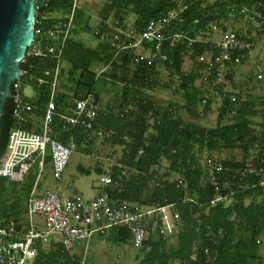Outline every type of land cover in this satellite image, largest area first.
Here are the masks:
<instances>
[{
    "label": "trees",
    "instance_id": "trees-1",
    "mask_svg": "<svg viewBox=\"0 0 264 264\" xmlns=\"http://www.w3.org/2000/svg\"><path fill=\"white\" fill-rule=\"evenodd\" d=\"M101 1L103 2L101 6L102 9L99 10L98 14L100 15V22L103 26H100L99 23L97 30L100 29L99 31H95L96 34L94 33V37L96 38L97 36V43H101L102 45L98 44L99 46H96V44L94 46L95 48H90L89 46L82 44V41L76 39V35L80 32V29L81 31H87L89 27L88 22H86L87 20H83L81 17L76 16V9L74 11L75 16H73L72 28L70 29L65 45L63 46V55H61L62 63L67 65L65 72L66 78H68L67 82L69 81V88H67V90H61L57 94L55 99V113H65V107L67 105L72 104L76 99L82 98L87 92L94 93L97 90L95 92L97 93L99 89L102 91L103 87L107 84L120 86L122 92L120 91V94L114 99L115 101L118 100L117 102L114 101V108H111L113 105L109 106L107 104L104 105L102 109L99 107L100 110L97 113L99 119L94 120L97 124L96 122H93V128L95 130L110 131L109 129H111L113 134H111L112 136L110 135L112 145L122 146V153L124 152L121 154V158L118 159V166L111 167V169L113 168V171L111 169V172L109 171V178H111V180L109 179V183L104 190L108 192L112 199H117L122 203H129L139 207L150 206L155 203L160 205H170L171 215L173 217L174 225L176 226L175 234L173 236L167 239H162L157 227L152 230V227L149 224V237L146 242V244L149 245V250L146 253L139 252L141 257L137 260L136 264H259L261 259L258 255V239L264 234V184L263 187L259 186L257 184L258 177H255V175H247L244 180H240L237 178L231 179L230 174L236 169H240L243 166L245 159L248 158H250L255 168L264 170V117H261L262 122L258 124L254 123L251 119L256 113H260L261 116H264V109L263 111H259L253 104H251V101L241 103L239 93L238 95L231 93L223 94L222 91H220L219 96H221V104L217 109L215 126L207 128L206 124L209 122L208 116L211 114L212 102L210 101L212 100L209 98L208 101H206L207 103L202 104L204 90H202L201 86L195 85V74H192V72L187 74L182 73V65L185 57H189L191 61H194L205 53H209L211 55V61L214 62L218 57L217 50L214 49L211 44L204 41H196L193 44L194 46L186 47L185 41H176L177 43L173 42L174 44L171 45L172 41L168 40L164 41L165 43L162 42L160 46H157L155 43H144V48L150 49V47H152L150 51L155 55L151 60L153 64H150L151 61L143 60L141 57H138V59L141 58L142 60H138V63L135 64L134 61H132L134 60V55L129 50L120 52L122 54L119 53L116 55L117 58H113L116 48L113 47L114 50H112L113 48L109 43L101 37L102 35H107L108 33L106 32L112 31V29L110 30V28L104 24L105 22L112 17L110 20L116 18L111 21L112 24L115 21L120 24L124 18L132 14L134 17L133 28H136L134 29L136 34H139L140 31H143L146 24L157 19L160 15L163 16V13L172 9L173 4L175 3L173 1L175 0ZM71 3L72 0H48L47 7L40 9V14L35 15V19L40 18L41 26L44 27L40 26V28H42L41 30L45 31L48 30V28L51 29L57 26L63 27L66 23L64 20H67L64 16L69 13L72 6ZM230 4L234 5L237 9H246V12L249 11V14L254 16L257 20L261 21V19L253 15L252 12H258L260 16L264 17V0H215L209 4L204 3V0H199L189 6L185 11L183 15L185 16V19H183L184 17L182 16V22L172 24L170 30L172 32L179 31L185 33L187 36L189 35L188 37L192 36L190 38L196 39L198 31L208 30L206 27H208L207 25L212 19L210 14L218 12V19L223 18L228 11L226 8L231 6ZM43 11H46V13H43ZM55 13L58 15L53 16ZM59 14L61 16H59ZM234 14L238 16L244 15L240 12ZM46 18L49 21H47ZM54 20H56V22H54ZM76 24L80 26L79 29L73 28ZM236 33L240 35L237 31ZM242 36L244 37V35L241 34V37ZM146 44L147 47L149 45L151 46L147 48ZM111 52L114 54H111ZM155 53L160 54L158 55ZM132 55L133 57H131ZM162 57L165 58L162 59ZM246 58L242 60L240 64H242ZM23 59L24 60L19 63V68L27 75L22 79V87L28 86L24 84L27 76H42V73L45 70H52L55 65V61L50 58L24 56ZM139 61L144 64H140ZM164 61H167V63H164ZM114 62L117 64L115 63L114 65ZM164 64L166 65L164 66ZM149 65L154 69L150 68ZM159 65L167 71L168 75H170L169 77L172 78L174 75L179 82L177 88L179 92L183 94L181 97L183 96L182 98L184 99H182L184 104L179 108L174 107L171 103L166 107L160 106L152 101V97L147 93L149 89H152L151 83L155 82L154 80L156 79V76L154 75L157 74L155 69ZM95 66L101 67L100 70L102 73H100V76H96L97 73L93 71ZM229 67L230 70L225 76V80L227 81L231 80L232 68L234 66L229 65ZM152 69L153 71H151ZM213 71L214 68H210V73H213ZM60 72V75H62L64 72L63 69H61ZM148 72L152 74L150 75ZM120 73L123 75H120ZM144 73H146V75ZM117 75L120 76L118 77ZM189 77H191L192 80H190ZM96 79L98 80L96 81ZM149 80L150 82H148ZM145 81L147 83H145ZM96 82L99 84L96 85ZM148 86L150 87L146 90V87ZM128 87L130 88L128 89ZM32 89L36 94L31 100V103L35 106L32 112L33 120L31 121L32 123H29L26 125L27 127L25 126L24 128L28 131H35V134H38L40 133L39 126L44 115L43 113L45 112L44 107L47 104L46 102H48L49 91L48 87L45 85L43 87H37L36 84H32ZM142 93L145 94L143 95ZM99 94H94L98 105L99 100L97 99L100 97ZM21 96L23 98V95ZM97 96L99 97L97 98ZM120 98L122 99L119 100ZM133 98L135 99L133 100ZM24 99L26 98L24 97ZM68 100H70V102ZM120 101H122L124 105ZM118 102H120V104ZM61 106L65 107L63 108ZM12 110V100L7 99L0 120V155L6 149L10 131L18 126L12 118ZM153 117L156 119L159 118V120H156ZM115 118L121 122H116ZM112 119H114L115 122H113ZM34 121L36 122L33 123ZM130 121L131 123L129 124ZM149 122L150 124H148ZM134 124H136L137 127L138 125L142 126L143 129L138 127L139 131L135 125V130L133 127ZM255 126H258V130L254 129ZM53 127L55 130H52L53 133L51 132L53 134H51L52 138L56 137L59 142L66 144L67 142L65 141H68L71 137L78 147L84 146L81 144L82 139L80 137L84 134L82 129H80V131L75 129L64 130L58 123L57 117H53L51 120V128L53 129ZM125 127L127 128L125 129ZM34 129H36L38 133ZM61 129L65 132L61 131ZM142 130L143 132L141 134ZM135 131L139 137L135 134ZM152 131L154 134L151 133ZM67 132H69V134H67L68 136L66 135ZM128 134L130 138L128 137ZM116 135L119 138H117ZM195 148H198L200 151L207 150L209 154H216L221 149L239 150L241 153V159L236 161L233 156L226 159L209 158L216 162L219 161L221 166L228 170V172L222 174H215L207 169L204 163H200ZM140 150L143 153L139 155L138 152ZM253 150L255 153L251 156L250 151ZM85 152L89 151L86 150ZM122 157L124 159H122ZM48 161L49 158L46 157L44 163L45 166H47ZM161 161H164L167 165L166 172L162 175H158L155 170L159 167ZM128 162L132 163L129 164ZM120 164L123 165L121 166ZM123 166L128 168L132 174L130 180L124 184L122 190L117 192L111 187V183L116 179L114 174L117 175L121 169L120 167L124 168ZM34 173L35 167L31 169L28 174V176L32 175L30 176L32 178L29 177V179L28 176H26L24 183H11L13 184L12 186L8 184L10 182H7L8 185L6 184V179L0 178L1 225L13 220L16 226L22 223L24 203L31 189L30 187L34 180ZM85 173L88 174L89 172L85 171ZM172 175L175 176L176 179H170V176ZM226 180L232 181V188L238 189L237 193L225 204L216 203L211 205L210 201L213 200L215 192L226 189L224 185ZM104 233L107 235V241L114 245L123 246L131 244V233L127 229L114 227L99 233V235L103 236ZM172 237L175 239L174 246L168 245V241ZM55 245L57 244L50 245L51 247L49 246L46 249L40 250L37 255L38 257L36 256V259L34 258L33 264H80V256L71 254L73 251L65 253V255L60 252V247ZM261 264H263V262H261Z\"/></svg>",
    "mask_w": 264,
    "mask_h": 264
},
{
    "label": "built area",
    "instance_id": "built-area-1",
    "mask_svg": "<svg viewBox=\"0 0 264 264\" xmlns=\"http://www.w3.org/2000/svg\"><path fill=\"white\" fill-rule=\"evenodd\" d=\"M47 1H33V38L24 55L26 57L50 58L55 61L52 70H45L42 76H27L25 81V84L31 88L32 84L48 87L49 97L41 120L40 133L35 134L24 128L33 120L34 109V105L31 103L32 99L23 94L22 79L26 75L24 71H21L20 78L13 84L15 99L8 98L12 100V118L18 126L10 131L6 149L0 155V178L14 184H21L31 169L35 167L36 171L31 189L25 199L22 223L18 227L13 221L0 224V264H33L39 249H46L53 244L60 247L61 253H69L79 243H84L85 254L87 244L94 233H102L114 227L129 230L131 245L138 252L146 253L149 250V245L146 244L149 237V224L152 230L157 227L162 239H167L175 234L170 205L155 203L139 207L122 203L117 199H112L104 188L87 204L77 192L64 197L60 188H56L54 191L46 190L38 194L45 158H49L47 165L53 179L61 184L63 183L62 174L69 158L78 149V145L71 137L66 144L51 137L53 117H57L58 123L64 130L82 129L84 131L81 137L82 145L91 142L94 136L109 137L112 134V131L93 128V121L99 112V106L92 92L85 93L82 98L74 100L72 105H67L65 113H55L57 83L62 69L61 55L65 40L72 28L73 14L78 0H72L70 11L64 16L67 21L63 27L57 26L42 31L41 21L35 19V15L40 14L39 10L46 7ZM197 1L199 0H175L172 9L146 24L139 34H136L133 28V21L124 19L120 24L115 21L113 26H110L107 21L104 24L112 31L101 37L110 46L116 48L113 58L118 53L129 50L134 55L135 64L138 63V57L151 61L155 56L150 49L144 48V43H155L159 46L164 41L183 40L186 47H192L196 41H204L202 40L204 36L214 31L217 24L222 22L221 18L218 19V12L210 14L212 19L207 25L208 30L198 31L196 39H191L182 32H171L172 24L182 22L185 11ZM213 1L215 0H204V3L209 4ZM227 10V13L240 12L241 14L247 11L244 8L237 9L234 5L228 6ZM252 14L264 21V17L260 16L258 12H252ZM57 15L53 14V16ZM204 42L210 43L218 52L217 59L214 62L210 61L207 66L209 75L206 81L211 87L213 96H219L221 86L225 85V76L230 70L229 65H239L242 60L248 57L252 43L248 37H241L230 29L221 33L217 38ZM164 58L162 57V59ZM210 68H214L213 73H210ZM101 72L99 71L96 76ZM211 96L204 93L202 104ZM138 153L140 155L141 150ZM107 160L110 164L118 166L116 157L113 156ZM204 165L215 174L228 172L219 161L216 162L209 158L205 159ZM131 174L127 168H121L116 179L111 183V187L120 192L124 184L130 180ZM230 175L231 179L240 180H244L247 175H255L258 177L257 184L259 186L264 184V170L255 168L250 158L245 159L243 166ZM224 185L226 189L215 192L213 200L210 201L211 205L225 204L237 193L238 189L232 188V181L226 180ZM66 188H72V184L68 183ZM52 234L58 235V238H52Z\"/></svg>",
    "mask_w": 264,
    "mask_h": 264
},
{
    "label": "rangeland",
    "instance_id": "rangeland-1",
    "mask_svg": "<svg viewBox=\"0 0 264 264\" xmlns=\"http://www.w3.org/2000/svg\"><path fill=\"white\" fill-rule=\"evenodd\" d=\"M102 4L103 2L101 0L99 1L97 0L94 4H91V5L84 3V1L78 0V3L76 4V16L81 17L83 20H87L88 27H90L89 28L90 30L93 28L91 31L89 30L86 32L85 30L84 31L82 30L76 35V39L82 41L86 46L94 47L98 42L97 39L94 37V33L97 30L96 28L99 27L100 17L97 18V16H99V14L97 15V13L99 12ZM59 16L61 15L59 14ZM128 18H131V17L127 16L126 19ZM110 19L108 20L110 23V26H113L111 22L112 20ZM221 20L222 22L218 23V27L216 26V29L214 31L209 32L210 34L207 33L202 40L205 41V40L216 38L221 33L229 29L231 30L233 28V31H237L238 29L239 31L237 32L239 33L241 32L240 34H243V35L247 34L245 36L251 39V42L252 41L254 42V43L252 42L253 48H251L249 57H247V59L242 63L243 65L239 64L232 68L231 80L228 82L227 80H225L224 82L225 85L222 86L221 91L223 94L231 93V94L238 95L239 93V96H240L239 98L241 100V103L251 101V103L260 111L264 109V105L262 104L264 103V85H263L264 84V80H263L264 79V74H263L264 73V64H263L264 60H262L264 59V34L262 35L263 30H264V23L263 21H260L254 18V16H251V14H249V11L245 12L244 15H240V16H236V14L231 13V12L225 13V16L221 18ZM223 27L224 28L226 27V28L224 29ZM73 28L79 29L80 26L76 24L73 26ZM247 31L249 32V34ZM258 31H260V33ZM210 59H211V56L209 53L203 54L201 57L196 58L193 62L189 59V57H185L184 63L182 65V72L187 74L191 71L193 74H195L194 75L195 85L199 86L200 84L201 88L204 90V93L208 95L212 94L211 100L214 97V99L212 100V104H211V114L208 116L209 122L206 124L207 128H212L215 126L217 109L221 104V96H213L214 94L210 92L211 87L209 86V83L205 80L206 77H208L209 75V72H207L208 69L206 65L209 64V62L211 61ZM160 67L163 68L160 65L156 67V71H158L157 74L158 76L159 75L160 76L158 77L157 74L155 75L156 79H155V82L152 84V89L148 90L147 93L152 97L153 101L156 104L158 103V105L160 106L166 107L169 103H171L174 107L176 105V108L177 107L179 108L181 104H183L182 97L180 98L181 93L178 91V88H176L179 82L178 80H175L176 77L174 76L172 78L168 77L167 71L163 70L164 68L161 69ZM62 69L64 72L59 77V80L57 83V91H61V89L67 90V88L69 87V83L67 82L66 73H65V70L67 69V65L63 63ZM99 69H101V67L95 66L93 71L97 72L99 71ZM240 72H241V75H240ZM235 74H238V75L236 76ZM202 76H206V77L204 78ZM157 78H159L160 81L157 80ZM164 84H167V85H164ZM60 85H64V86H60ZM32 90L33 89L30 86H24L23 87L24 96L32 99L35 93L34 90L33 91ZM114 92H116L117 95H115L116 93ZM101 93H100L101 95H99L101 96L99 97L100 106L99 105L98 106L100 108H102L106 104H108L109 106H112V101L120 94V86L107 84L103 87ZM259 115H260L259 113H256L255 116L251 118L256 124L262 122L261 115L260 116ZM254 129L258 130V126H255ZM104 137L105 139H103ZM104 142H106L107 144ZM86 145L79 147L70 156L68 164L65 167L63 174H62L63 183L60 184V182L55 181L50 173L49 167L44 166L43 172L39 180L38 194H41L46 190L54 191L56 188H60L61 194H63L64 197H68L73 192H77L80 194L85 204H87L93 197H95L100 192V190L103 187H106V185H108L109 171H110V168L113 167L114 165L112 164L110 165L107 159L113 156L119 159L120 158L119 156H121L122 154L123 147L120 148L119 145L111 146L112 145L111 140L109 139V137L105 135L94 136L92 141L90 143H87ZM119 149L121 150L119 151ZM86 150L89 152H84ZM107 151L108 152L110 151L111 153L110 152L108 153ZM195 151L198 155V158L201 164L204 163L205 159L207 158L226 159V158H229L230 156H233L236 161H239L241 159V153L239 150L221 149L216 154H209L207 150L200 151L198 150V148H195ZM254 153H255L254 150L250 151L251 156ZM79 167H81L83 170H86V172H89V173L84 174L80 172L78 169ZM166 167H167L166 163L164 161H161L159 167L156 168L155 171L158 175H162L164 172H166ZM97 170H98V173H97ZM101 173H104V174H101ZM170 179L174 180L176 179V177L172 175L170 176ZM68 183L72 184V188L70 189L66 188ZM106 236L107 235L105 233L103 234V236H100L99 233H94L87 244V251L85 254H84V243H79L74 248L71 254H76L80 256V264H136L137 263V260L141 257V255L138 253L136 249H134V247L131 244L123 245V246L114 245L107 241ZM52 238L57 239L58 235L52 234ZM259 238L260 239H258V241L260 240L261 242L259 241L258 255L260 256L261 262H264V243H263L264 234H262L261 237ZM168 245H173V246L175 245L174 237L169 239Z\"/></svg>",
    "mask_w": 264,
    "mask_h": 264
},
{
    "label": "water",
    "instance_id": "water-1",
    "mask_svg": "<svg viewBox=\"0 0 264 264\" xmlns=\"http://www.w3.org/2000/svg\"><path fill=\"white\" fill-rule=\"evenodd\" d=\"M33 1L0 0V120L6 100L15 99L19 63L33 38Z\"/></svg>",
    "mask_w": 264,
    "mask_h": 264
},
{
    "label": "bare ground",
    "instance_id": "bare-ground-1",
    "mask_svg": "<svg viewBox=\"0 0 264 264\" xmlns=\"http://www.w3.org/2000/svg\"><path fill=\"white\" fill-rule=\"evenodd\" d=\"M98 1H99V0H98ZM173 2H175V1H173ZM77 3H78V1H77ZM97 3H98V2H97ZM109 3H110V2H109ZM71 4H72V3H71ZM230 5H231V4H230ZM173 6H174V4H173ZM173 6H172V7H173ZM46 7H47V6H46ZM188 8H189V7H188ZM101 9H102V8H101ZM226 9H227V8H226ZM43 10H45V9H43ZM40 12H41V11H40ZM44 12L46 13V11H43V13H44ZM66 13H67V12H66ZM130 13H131V12H130ZM132 13H133V12H132ZM63 14H64V13H63ZM113 14H114V13H113ZM43 15H44V14H43ZM97 15H98V13H97ZM163 15H165V13H163ZM183 15H184V14H183ZM44 16H45V15H44ZM73 16H75V12H74V15H73ZM99 16H100V15H99ZM99 16H97V18H98ZM126 16H127V15H126ZM160 16H161V15H160ZM160 16H159V17H160ZM236 16H238V15H236ZM38 17H39V16H38ZM123 17H124V16H123ZM159 17H158V18H159ZM183 17H184V18H183ZM183 17H182V18L185 19V16H183ZM231 17H232V16H231ZM55 18H56V17H55ZM58 18H59V17H58ZM73 18H74V17H73ZM137 18H138V17H137ZM235 18H236V17H235ZM37 19H38V18H37ZM39 19H40V18H39ZM46 19H47V18H46ZM114 19H116V18H114ZM114 19H112V20H114ZM120 19H121V18H120ZM124 19H126V18H124ZM130 19H131V18H130ZM41 20H42V19H41ZM44 20H45V19H44ZM136 20H138V19H136ZM47 21H49V20L47 19ZM57 21H59V20H57ZM61 21H62V20H61ZM65 21H67V20H64V22H65ZM152 21H153V20H152ZM43 22H45V21H43ZM54 22H56V20H54ZM86 22H87V21H86ZM133 24H134V22H133ZM85 25H86V24H85ZM86 26H87V25H86ZM90 26H91V25H90ZM100 26H103V25H101V22H100ZM174 26H175V25H174ZM227 26H228V25H227ZM41 27H43V26H41ZM144 27H145V26H144ZM217 27H218V24H217ZM43 28H44V27H43ZM89 28H90V27H89ZM206 28H207V27H206ZM223 28H224V27H223ZM225 28H226V27H225ZM225 28H224V29H225ZM41 29H42V28H41ZM46 29H47V28H46ZM48 29H49V28H48ZM85 29H86V28H85ZM92 29H93V28H92ZM92 29H91V30H92ZM96 29H97V28H96ZM96 29H95V30H96ZM99 29H100V28H99ZM99 29H98L97 31H99ZM102 29H103V27H102ZM104 29H105V28H104ZM106 29H107V28H106ZM134 29H136V28H134ZM170 29H171V28H170ZM220 29H221V28H220ZM258 29H259V28H258ZM88 30H89V29H88ZM88 30H87V31H88ZM91 30H90V31H91ZM95 30H94V31H95ZM110 30H111V29H110ZM217 30H218V29H217ZM231 30H233V28H232ZM43 31H44V30H43ZM45 31H46V30H45ZM72 31H73V30H72ZM72 31H71V33H72ZM80 31H81V29H80ZM83 31H84V30H83ZM170 31H171V30H170ZM181 31H183V30H181ZM222 31H224V30H222ZM237 31H239V30L237 29ZM85 32H86V31H85ZM103 32H104V31H103ZM135 32H136V31H135ZM140 32H141V31H140ZM140 32H139V33H140ZM171 32H172V31H171ZM178 32H179V31H178ZM235 32H236V31H235ZM247 32H248V31H247ZM247 32H245V33H247ZM258 32L260 33V31H258ZM76 33H77V32H76ZM97 33H98V32H97ZM106 33H109V32H106ZM238 33H239V32H238ZM240 33H241V32H240ZM74 34H75V33H74ZM74 34H72V35H74ZM95 34H96V33H95ZM95 34H94V35H95ZM184 34H185V33H184ZM209 34H210V33H209ZM218 34H219V33H218ZM248 34H249V32H248ZM98 35H99V34H98ZM240 35H241V34H240ZM242 35H243V34H242ZM245 35H247V34H245ZM245 35H244V37H245ZM262 35H263V33H262ZM188 36H189V35H188ZM190 37H192V36H190ZM190 37H189V38H190ZM193 37H194V36H193ZM206 37H207V36H206ZM249 37H250V36H249ZM96 38H97V36H96ZM212 38H213V37H212ZM216 38H217V37H216ZM100 39H101V38H100ZM191 39H193V38H191ZM194 39H195V38H194ZM75 40H76V39H75ZM257 40H258V39H257ZM65 41H66V40H65ZM101 41H102V40H101ZM101 41H100V42H101ZM182 42H183V40H182ZM252 42H253V41H252ZM252 42H251V43H252ZM107 43H108V42H107ZM164 43H165V42H164ZM176 43H177V42H176ZM253 43H254V42H253ZM82 44H84V43H82ZM98 44L100 45L101 43H97L96 46H99ZM103 44H104V43H103ZM152 44H153V43H152ZM172 44H174V43L172 42L171 45H172ZM180 44H181V43H180ZM185 44H186V43H185ZM209 44H210V43H209ZM43 45H44V44H43ZM64 45H65V43H64ZM101 45H102V44H101ZM160 45H161V44H160ZM160 45H159V46H160ZM163 45H164V44H163ZM171 45H170V46H171ZM175 45H176V44H175ZM175 45H173V46H175ZM197 45H200V44H197ZM104 46H105V45H104ZM150 46H151V45H149V46L147 47V44H146V47H147V48H149ZM153 46H154V45H153ZM181 46H183V45H181ZM193 46H194V45H193ZM111 47H112V46H111ZM90 48H91V47H90ZM94 48H95V47H94ZM102 48H103V47H102ZM112 48H113V47H112ZM151 48H152V47H150V49H151ZM176 48H177V47H176ZM176 48H175V49H176ZM184 48H185V47H184ZM252 48H253V47H252ZM186 49H187V48H186ZM112 50H114V48H113ZM115 50H116V49H115ZM157 50H158V49H157ZM178 50H179V49H178ZM253 50H254V49H253ZM176 51H177V50H176ZM113 52H114V51H113ZM159 52H160V51H159ZM185 52H186V51H185ZM185 52H183V53H185ZM206 52H207V51H206ZM176 53H177V52H176ZM251 53H252V52H251ZM256 53H257V52H256ZM111 54H114V53L111 52ZM118 54H119V53H118ZM120 54H122V53H120ZM123 54H125V53H123ZM155 54H158V53H155ZM159 54H160V53H159ZM159 54H158V55H159ZM177 54H178V53H177ZM185 54H186V53H185ZM191 54H192V50H191ZM62 55H63V54H62ZM163 55H164V54H163ZM180 55H181V54H180ZM187 55H188V54H187ZM252 55H253V54H252ZM178 56H179V55H178ZM189 56H190V55H189ZM210 56H211V55H210ZM250 56H251V55H250ZM35 57H36V56H35ZM61 57H62V56H61ZM131 57H133V55H132ZM154 57H155V56H154ZM159 57H160V56H159ZM116 58H117V57H116ZM118 58H120V57H118ZM141 58H142V57H141ZM141 58H140V59H141ZM190 58H191V57H190ZM203 58H204V57H203ZM250 58H251V57H250ZM140 59H139V60H140ZM187 59H188V58H187ZM23 60H24V59H23ZM44 60H45V59H44ZM115 60H117V59H115ZM130 60H131V59H130ZM141 60H142V59H141ZM143 60H144V59H143ZM166 60H168V59H166ZM203 60H204V59H203ZM210 60H211V59H210ZM250 60H251V59H250ZM259 60H260V59H259ZM262 60H264V59H262ZM262 60H261V61H262ZM108 61H109V60H108ZM121 61H122V59H121ZM132 61H134V60H132ZM168 61H169V60H168ZM112 62H113V61H112ZM116 62H117V61H116ZM116 62H114V65H115ZM139 62H140V61H139ZM144 62H145V61H144ZM149 62H150V61H149ZM151 62H152V61H151ZM151 62H150V64H153V62H152V63H151ZM169 62H171V61H169ZM179 62H180V61H179ZM192 62H193V61H192ZM196 62H198V61H196ZM204 62H205V61H204ZM130 63H131V62H130ZM132 63H133V62H132ZM164 63H167V61H166V62L164 61ZM209 63H210V62H209ZM240 63H241V62H240ZM116 64H117V63H116ZM120 64H121V63H120ZM140 64H142V63L140 62ZM143 64H144V63H143ZM143 64H142V65H143ZM158 64H159V63H158ZM160 64H161V63H160ZM198 64H199V63H198ZM201 64H203V63H201ZM263 64H264V63H263ZM104 65H105V64H104ZM114 65H112V66H114ZM146 65H147V64H146ZM162 65H163V63H162ZM165 65H166V64H164V66H165ZM185 65H186V64H185ZM242 65H243V64H242ZM244 65H245V63H244ZM134 66H135V64H134ZM137 66H138V64H137ZM149 66H150V65H149ZM149 66H148V67H149ZM152 66H153V65H152ZM178 66H179V65H178ZM206 66H208V65H206ZM256 66H257V65H256ZM97 67H98V66H97ZM110 67H111V66H110ZM115 67H116V66H115ZM138 67H139V66H138ZM140 67H141V66H140ZM148 67H146V68H148ZM254 67H255V65H254ZM69 68H70V67H69ZM94 68H95V67H94ZM131 68H132V67H131ZM135 68H136V67H135ZM144 68H145V67H144ZM144 68H142V69H144ZM150 68H153V67L150 66ZM160 68H161V67H160ZM176 68H178V67H176ZM49 69H50V68H49ZM105 69H106V68H105ZM105 69H104V70H105ZM109 69H111V68H109ZM109 69H108V70H109ZM153 69H154V68H153ZM153 69H152L151 71H153ZM161 69H163V68H161ZM95 70H96V69H95ZM99 70H100V69H99ZM102 70H103V69H102ZM113 70H114V69H113ZM119 70H120V69H119ZM130 70H131V69H130ZM133 70H134V69H133ZM145 70H146V69H145ZM149 70H150V69H149ZM163 70H165V69H163ZM173 70H174V69H173ZM195 70H196V69H195ZM244 70H245V68H244ZM41 71H42V70H41ZM41 71H40V72H41ZM91 71H92V69H91ZM110 71H111V70H110ZM116 71H117V70H116ZM142 71H143V70H142ZM146 71H147V70H146ZM155 71H156V69H155ZM171 71H172V70H171ZM186 71H187V70H186ZM192 71H193V70H192ZM203 71H204V70H203ZM248 71H249V70H248ZM42 72H43V71H42ZM42 72H41V73H42ZM105 72H106V70H105ZM131 72H132V70H131ZM157 72H158V71H157ZM161 72H162V71H161ZM190 72H191V71H190ZM207 72H209V71H207ZM60 73H61V72H60ZM65 73H66V72H65ZM101 73H102V72H101ZM103 73H104V72H103ZM107 73H109V72H107ZM134 73H135V72H134ZM148 73L150 74V72H148ZM153 73H154V72H153ZM159 73H160V72H159ZM172 73H173V72H172ZM172 73H171V74H172ZM182 73H183V72H182ZM182 73H181V74H182ZM115 74H116V73H115ZM121 74H122V73H120V75H121ZM125 74H128V73H125ZM135 74H136V73H135ZM140 74H143V73H140ZM140 74H139V75H140ZM144 74L146 75V73H144ZM151 74H152V73H151ZM151 74H150V75H151ZM155 74H156V73H155ZM162 74H163V73H162ZM166 74H167V73H166ZM174 74H175V71H174ZM192 74H193V73H192ZM259 74H260V73H259ZM263 74H264V73H263ZM26 75H27V74H26ZM26 75H25V76H26ZM120 75H119V76H120ZM122 75H123V74H122ZM130 75H131V74H130ZM172 75H173V74H172ZM206 75H207V74H206ZM235 75L237 76L238 74H235ZM240 75H241V72H240ZM99 76H100V75H99ZM117 76H118V75H117ZM117 76H116V77H117ZM119 76H118V77H119ZM154 76H155V75H154ZM157 76H158V74H157ZM159 76H160V75H159ZM159 76H158V77H159ZM167 76L169 77L170 75H167ZM173 76H174V75H173ZM190 76H192V75H190ZM236 76H234V77H236ZM64 77H65V76H64ZM67 77H68V76H67ZM104 77H105V76H104ZM113 77H114V76H113ZM132 77H133V76H132ZM141 77H142V75H141ZM148 77H149V76H148ZM151 77H152V76H151ZM202 77L205 78L206 76H202ZM248 77H250V76H248ZM105 78H107V77H105ZM153 78H154V77H153ZM164 78H165V77H164ZM189 78H190V80H192L191 77H189ZM189 78H188V79H189ZM206 78H207V77H206ZM67 79H68V78H67ZM100 79H101V78H100ZM107 79H108V78H107ZM119 79H120V78H119ZM132 79H134V78H132ZM132 79H131V80H132ZM160 79H161V78H160ZM166 79H167V77H166ZM178 79H179V78H178ZM234 79H235V78H234ZM256 79H258V78H256ZM97 80H98V79H96V81H97ZM114 80H115V78H114ZM157 80H159V78H157ZM168 80H169V79H168ZM175 80H177V79L175 78ZM200 80H202V79H200ZM205 80H206V79H205ZM254 80H255V79H254ZM263 80H264V79H263ZM101 81H102V80H101ZM101 81H100V82H101ZM118 81H119V80H118ZM121 81H122V80H121ZM127 81H128V80H127ZM127 81H125V82H127ZM129 81H130V80H129ZM154 81H155V80H154ZM159 81H160V80H159ZM159 81H158V82H159ZM165 81H166V80H165ZM171 81H172V80H171ZM188 81H189V80H188ZM23 82H24V81H23ZM59 82H60V81H59ZM63 82H64V81H63ZM68 82H69V81H68ZM104 82H106V81H104ZM115 82H116V81H115ZM148 82H150V80H149ZM168 82H169V81H168ZM168 82H167V83H168ZM227 82H228V81H227ZM251 82H252V81H251ZM254 82H255V81H254ZM258 82H260V81H258ZM261 82H262V81H261ZM117 83H118V82H117ZM119 83H120V82H119ZM123 83H124V82H123ZM145 83H147V82L145 81ZM163 83H164V82H163ZM163 83H162V84H163ZM191 83H192V82H191ZM255 83H256V82H255ZM24 84H25V83H24ZM70 84H71V83H70ZM93 84H94V83H93ZM97 84H99V83L96 82V85H97ZM102 84H104V83H102ZM105 84H106V83H105ZM143 84H144V83H143ZM151 84H153V82H152ZM159 84H160V83H159ZM168 84H169V83H168ZM189 84H190V82H189ZM259 84H260V83H259ZM262 84H263V83H262ZM25 85H26V84H25ZM113 85H114V84H113ZM124 85H126V84H124ZM133 85H134V84H133ZM164 85H167V84H164ZM177 85H178V84H177ZM244 85H245V84H244ZM263 85H264V84H263ZM45 86H46V85H45ZM60 86H64V85H60ZM60 86H58V87H60ZM130 86H131V85H130ZM136 86H137V85H136ZM159 86H160V85H159ZM180 86H181V84H180ZM191 86H193V85H191ZM199 86H200V84H199ZM207 86H208V85H207ZM209 86H210V85H209ZM37 87H38V86H37ZM42 87H43V86H42ZM66 87H67V86H66ZM74 87H75V86H74ZM139 87H140V86H139ZM149 87H150V86L146 87V90H147ZM160 87H161V86H160ZM163 87H164V86H163ZM163 87H162V88H163ZM225 87H226V86H225ZM254 87H255V86H254ZM260 87H261V86H260ZM68 88H69V87H68ZM107 88H108V87H107ZM110 88H112V87H110ZM122 88H123V87H122ZM129 88H130V87H128V89H129ZM132 88H133V87H132ZM167 88H169V87H167ZM176 88H177V87H176ZM208 88H209V87H208ZM262 88H263V87H262ZM63 89H64V87H63ZM89 89H91V88H89ZM96 89H98V88H96ZM141 89H142V88H141ZM179 89H180V87H179ZM248 89H249V87H248ZM61 90H62V89H61ZM75 90H76V89H75ZM94 90H95V88H94ZM110 90H112V89H110ZM149 90H150V89H149ZM171 90H172V89H171ZM202 90H203V89H202ZM32 91H33V90H32ZM92 91H93V90H92ZM96 91H97V90H96ZM96 91H95V92H96ZM100 91H101V90L99 89V91H98L97 93L99 94ZM120 91H121V89H120ZM142 91H143V90H142ZM174 91H176V90H174ZM178 91H179V90H178ZM220 91H221V90H220ZM248 91H249V90H248ZM65 92H66V91H65ZM73 92H74V91H73ZM85 92H86V91H85ZM95 92H94L93 94L96 95L97 93H95ZM121 92H122V91H121ZM124 92H127V91H124ZM134 92H135V91H134ZM199 92H200V91H199ZM210 92H211V90H210ZM253 92H254V91H253ZM58 93H59V92H58ZM74 93H75V92H74ZM100 93H101V92H100ZM114 93H116V92H114ZM154 93H156V92H154ZM159 93H160V92H159ZM178 93H179V92H178ZM82 94H83V93H82ZM101 94H102V93H101ZM101 94H99V95H101ZM138 94H140V93H138ZM142 94H143V93H142ZM144 94H145V93H144ZM144 94H143V95H144ZM219 94H220V93H219ZM250 94H251V93H250ZM34 95H36V94L34 93ZM60 95H61V93H60ZM113 95H114V94H113ZM115 95H117V93H116ZM162 95H163V94H162ZM181 95H183V94H181ZM211 95H212V94H211ZM73 96H74V95H73ZM75 96H77V95H75ZM80 96H81V93H80ZM102 96H103V95H102ZM135 96H136V94H135ZM146 96H147V95H146ZM148 96H149V95H148ZM244 96H245V95H244ZM64 97H65V96H64ZM98 97H99V96H97V98H98ZM100 97H101V96H100ZM121 97H122V96H121ZM130 97H131V96H130ZM182 97H183V96H182ZM247 97H248V96H247ZM247 97H246V98H247ZM250 97H251V96H250ZM23 98H24V96H23ZM97 98H96V99H97ZM122 98H123V97H122ZM122 98H120L119 100H121ZM131 98H132V97H131ZM180 98H181V96H180ZM243 98H244V97H243ZM257 98H258V97H257ZM30 99H31V98H30ZM60 99H61V98H60ZM68 99H69V98H68ZM99 99H100V98H98L97 100H99ZM101 99H102V98H101ZM129 99H130V98H129ZM134 99H135V98H133V100H134ZM145 99H146V98H145ZM182 99H183V98H182ZM201 99H202V98H201ZM213 99H214V97H213ZM213 99H212V100H213ZM251 99H252V98H251ZM254 99H256V98H254ZM259 99H260V97H259ZM149 100H150V98H149ZM183 100H184V99H183ZM68 101L70 102V100H68ZM102 101H103V100H102ZM113 101H115V100H113ZM113 101H112V105H113ZM117 101H118V100H116L115 102H117ZM125 101H126V100H125ZM125 101H124V102H125ZM135 101H136V100H135ZM152 101H153V99H152ZM158 101H159V100H158ZM162 101H163V100H162ZM180 101H181V100H180ZM207 101H208V100H207ZM209 101H210V100H209ZM66 102H67V101H66ZM107 102H108V101H107ZM120 102L123 103L122 101H120ZM120 102H118V103L120 104ZM210 102H212V101H210ZM214 102H215V101H214ZM257 102H258V101H257ZM46 103H47V102H46ZM127 103H128V102H127ZM167 103H168V102H167ZM205 103H207V102H205ZM205 103H204V104H205ZM244 103H245V102H244ZM253 103H254V102H253ZM61 104H62V103H61ZM64 104H65V103H64ZM64 104H63V105H64ZM72 104H73V103H72ZM72 104H70V105H72ZM115 104H117V103H115ZM157 104H158V103H157ZM183 104H184V102H183ZM183 104H181V105H183ZM213 104H214V103H213ZM247 104H248V103H247ZM251 104H252V103H251ZM260 104H261V102H260ZM260 104H259V105H260ZM262 104H263V103H262ZM107 105H108V104H107ZM123 105H124V103H123ZM125 105H126V104H125ZM166 105H167V104H166ZM166 105H165V106H166ZM255 105H256V104H255ZM99 106H100V105H99ZM133 106H134V105H133ZM155 106H156V105H155ZM34 107H35V106H34ZM61 107L64 108L65 106H61ZM120 107H122V106H120ZM175 107H176V105H175ZM44 108H45V107H44ZM109 108H110V107H109ZM109 108H108V109H109ZM111 108H114V105H113V107H111ZM111 108H110V109H111ZM157 108H158V107H157ZM157 108H156V110H157ZM101 109H102V108H101ZM108 109H107V111H108ZM115 109H116V107H115ZM120 109H121V108H120ZM175 109H176V108H175ZM259 109H260V108H259ZM42 110H43V109H42ZM99 110H100V109H99ZM123 110H124V109H123ZM160 110H161V109H160ZM160 110H159V111H160ZM103 111H104V110H103ZM109 111H110V110H109ZM117 111H118V110H117ZM120 111H121V110H120ZM125 111H126V110H125ZM125 111H124V112H125ZM128 111H129V110H128ZM149 111H150V110H149ZM260 111H261V110H260ZM262 111H263V109H262ZM41 112H42V111H41ZM57 112H58V111H57ZM60 112H61V111H60ZM62 112H63V111H62ZM126 112H127V111H126ZM126 112H125V113H126ZM131 112H132V110H131ZM131 112H130V113H131ZM155 112H156V111H155ZM246 112H247V111H246ZM42 113H43V112H42ZM102 113H103V112H102ZM121 113H122V112H121ZM121 113H120V115H121ZM146 113H147V112H146ZM43 114H44V113H43ZM142 114H144V113H142ZM151 114H152V112H151ZM159 114H160V113H159ZM250 114H251V113H250ZM259 114H260V113H259ZM125 115H127V114H125ZM156 115H157V114H156ZM247 115H249V114H247ZM127 116H128V115H127ZM127 116H126V118H127ZM153 116H154V115H153ZM157 116H158V115H157ZM259 116H260V115H259ZM96 117H97V116H96ZM111 117H112V116H111ZM120 117H121V116H120ZM120 117H119V118H120ZM140 117H141V116H140ZM261 117H264V116H261ZM34 118H35V117H34ZM112 118H113V117H112ZM153 118H154V117H153ZM97 119H99V117H97L95 120H97ZM115 119H116V118H115ZM148 119H149V117H148ZM154 119H156V118H154ZM157 119L159 120V118H157ZM157 119H156V120H157ZM35 120H37V119H35ZM109 120H110V119H109ZM112 120H113V122H115L114 119H112ZM117 120H118V119H116V122H118V123L121 122V121L119 122V120H118V121H117ZM120 120H121V118H120ZM125 120H126V119H125ZM144 120H145V119H144ZM144 120H143V121H144ZM55 121H56V120H55ZM101 121H102V120H101ZM127 121H129V120H127ZM161 121H162V120H161ZM252 121H253V120H252ZM35 122H36V121H34L33 123H35ZM93 122H94V121H93ZM95 122H96V121H95ZM95 122H94V123H95ZM99 122H100V121H99ZM104 122H105V121H104ZM144 122H145V121H144ZM146 122H147V121H146ZM153 122H154V121H153ZM31 123H32V122H31ZM107 123H108V122H107ZM127 123H128V122H127ZM130 123H131V121L129 122V124H130ZM135 123H136V122H135ZM154 123H155V122H154ZM36 124H37V123H36ZM96 124H97V122H96ZM100 124H101V123H100ZM111 124H112V123H111ZM115 124H116V123H115ZM145 124H146V123H145ZM148 124H150V122H149ZM152 124H153V123H152ZM152 124H151V125H152ZM257 124H258V123H257ZM98 125H99V124H98ZM125 125H127V124H125ZM135 125H136V124L133 125L134 128H135ZM151 125H150V126H151ZM153 125H154V124H153ZM153 125H152V126H153ZM158 125H159V124H158ZM36 126H37V125H36ZM94 126H95V125H94ZM103 126H104V125H103ZM130 126H131V125H130ZM159 126H160V125H159ZM26 127H27V126H26ZM37 127H38V126H37ZM39 127H40V126H39ZM54 127H55V126H54ZM54 127H53L52 130H55ZM96 127H97V126H96ZM127 127H128V126H127ZM127 127H125V129H126ZM136 127H137V125H136ZM138 127H139L140 129H143L142 126H139V125H138ZM138 127H137V128H138ZM141 127H142V128H141ZM14 128H15V127H14ZM29 128H32V127H29ZM58 128H59V127H58ZM97 128H99V127H97ZM97 128H96V129H97ZM110 128H111V127H110ZM131 128H132V127H131ZM139 128H138L137 130H139ZM151 128H153V127H151ZM154 128H155V127H154ZM125 129H124V130H125ZM34 130H36V129H34ZM34 130H33V131H34ZM103 130H104V129H103ZM106 130H107V128H106ZM109 130L112 131L111 129H109ZM127 130H128V129H127ZM133 130H134V129H133ZM135 130H136V128H135ZM149 130H150V129H149ZM149 130H147V131H149ZM152 130H153V129H152ZM154 130H155V129H154ZM29 131H30V130H29ZM61 131H63V130L61 129ZM61 131H60V132H61ZM73 131H74V130H73ZM79 131H80V130H79ZM125 131H126V130H125ZM129 131H130V130H129ZM139 131H140V130H139ZM147 131H146V132H147ZM36 132H37V130H36ZM63 132H65V131H63ZM74 132H75V131H74ZM131 132H132V131H131ZM142 132H143V130L141 131V134H142ZM34 133H35V131H34ZM37 133H38V132H37ZM52 133H53V132H52ZM52 133H51V134H52ZM54 133H55V132H54ZM75 133H76V132H75ZM115 133H117V132H115ZM122 133H123V132H122ZM132 133H134V132H132ZM151 133H153V131H152ZM67 134H69V132H67L66 135H67ZM70 134H71V133H70ZM135 134H137L136 131H135ZM141 134H140V135H141ZM145 134H146V133H145ZM145 134H144V135H145ZM149 134H150V133H149ZM153 134H154V133H153ZM52 135H53V134H52ZM54 135H55V134H54ZM77 135H78V134H77ZM112 135H113V134H112ZM112 135H111V136H112ZM118 135H119V134H118ZM126 135H127V133H126ZM137 135H138V134H137ZM56 136H57V134H56ZM67 136H68V135H67ZM100 136H101V135H100ZM102 136H103V135H102ZM111 136L109 137V139L111 138ZM116 136H117V135H116ZM116 136H115V137H116ZM145 136H146V135H145ZM147 136H148V135H147ZM156 136H157V133H156ZM51 137H52V136H51ZM80 137H82V136H80ZM128 137H129V134H128ZM138 137H139V135H138ZM148 137H149V136H148ZM151 137H152V136H151ZM54 138L56 139V137H54ZM54 138H53V139H54ZM58 138H59V137H58ZM60 138H61V136H60ZM65 138H66V137H65ZM117 138H119V137L117 136ZM121 138H122V137H121ZM129 138H130V137H129ZM152 138H153V137H152ZM62 139H64V138H62ZM62 139H61V140H62ZM103 139H105V137H104ZM113 139H114V138H113ZM131 139H132V138H131ZM140 139H141V138H140ZM142 139H143V138H142ZM145 139H146V137H145ZM153 139H154V138H153ZM56 140H57V139H56ZM65 140H66V139H65ZM68 140H69V139H68ZM101 140H102V139H101ZM106 140H107V139H106ZM143 140H144V139H143ZM146 140H147V139H146ZM58 141H59V140H58ZM62 141H63V140H62ZM114 141H115V139H114ZM117 141H118V140H117ZM152 141H153V140H152ZM152 141H149V142H152ZM65 142H67V141H65ZM77 143H78V142H77ZM104 143H106V142H104ZM117 143H118V142H117ZM117 143H116V144H117ZM124 143H125V142H124ZM106 144H107V143H106ZM109 144H110V143H109ZM119 144H120V143H119ZM122 144H123V143H122ZM111 146H113V145H111ZM124 146H125V144H124ZM126 146H128V145H126ZM86 147H87V145H86ZM121 147H122V146H120V148H121ZM118 148H119V147H118ZM129 148H130V147H129ZM115 149H116V147H115ZM124 149H125V148H124ZM120 150H121V149H119V151H120ZM110 151H111V150H110ZM110 151H109V152H110ZM84 152H85V151H84ZM107 152H108V151H107ZM109 152H108V153H109ZM114 152H115V150H114ZM116 152H117V151H116ZM110 153H111V152H110ZM123 153H124V152H123ZM123 153H122V154H123ZM142 153H143V152H142ZM85 154H86V153H85ZM112 154H114V153H112ZM116 154H118V153H116ZM88 155H89V154H88ZM105 155H107V154H105ZM110 155H111V154H110ZM119 155H120V154H119ZM115 156H116V155H115ZM121 156H122V155H121ZM126 156H127V155H126ZM129 156H130V155H129ZM133 156H134V155H133ZM136 156H137V155H136ZM119 157H120V156H119ZM120 158H121V157H120ZM138 158H141V157H138ZM122 159H124V158L122 157ZM132 160H133V159H132ZM132 160H130V161H132ZM137 161H138V159H137ZM48 162H49V161H48ZM128 163H129V162H128ZM131 163H132V162H131ZM131 163H129V164H131ZM118 164H119V163H118ZM124 164H125V163H124ZM110 165H111V164H110ZM120 165L122 166L123 164H120ZM131 166H132V165H131ZM253 166H254V165H253ZM123 167H124V166H123ZM126 167H127V166H126ZM120 168H122V167H120ZM124 168H125V167H124ZM132 168H134V167H132ZM132 168H131V169H132ZM80 169H81V168H80ZM110 169H111V168H110ZM112 169H113V168H112ZM112 169H111V170H112ZM115 169H116V167H115ZM127 169H128V168H127ZM118 170H119V169H118ZM35 171H36V170H35ZM94 171H95V170H94ZM112 171H113V170H112ZM82 172H83V171H82ZM95 172H96V171H95ZM110 172H111V171H110ZM84 173H85V172H84ZM97 173H98V170H97ZM101 174H104V173H101ZM33 175H34V174H33ZM114 175L116 176V174H114ZM27 176H28V175H27ZM30 176H32V175H30ZM30 176H28V178H29ZM113 177H114V176H113ZM255 177H256V176H255ZM30 178H32V177H30ZM30 178H29V179H30ZM33 179H34V178H33ZM109 179L111 180V178H109ZM114 180H115V179H114ZM112 181H113V179H112ZM4 182H5V180H4ZM7 182H8V181H6V184H7ZM31 182H32V181H31ZM108 182H109V181H108ZM23 183H24V182H23ZM8 184L11 185V186L13 185V184H11V182L8 183ZM8 184H7V185H8ZM14 186H15V185H14ZM243 186H244V185H243ZM245 186H246V185H245ZM252 186H253V185H252ZM254 186H255V185H254ZM257 186H258V185H257ZM106 187H107V185H106ZM262 187H263V185H262ZM30 188H31V187H30ZM30 188H29V189H30ZM104 188H105V187H104ZM105 189H106V188H105ZM109 196H110V195H109ZM21 216H22V215H21ZM21 220H22V219H21ZM2 221H3V220H2ZM7 221H8V220H7ZM13 221H14V220H13ZM19 222H20V220H19ZM3 223H4V222H3ZM0 224H1V222H0ZM20 224H21V223H20ZM2 225H3V224H2ZM15 225H16V224H15ZM18 226H19V225H18ZM18 226H17V227H18ZM260 237H261V236H260ZM259 239H260V238H259ZM259 241H260V240H259ZM148 242H149V241H148ZM260 242H261V241H260ZM257 243H258V242H257ZM263 243H264V240H263ZM53 245H54V244H53ZM51 246H52V245H51ZM51 246H50V247H51ZM55 246H57V245H55ZM55 246H54V247H55ZM150 247H151V246H150ZM151 248H152V247H151ZM52 249H53V248H52ZM53 250H55V249H53ZM44 251H45V250H44ZM44 251H43V252H44ZM49 251H50V250H49ZM49 251H47V252H49ZM38 252H40V249H39ZM45 253H46V252H45ZM138 253H139V252H138ZM38 254H39V253H38ZM64 254H65V253H64ZM65 255H66V254H65ZM69 256H70V255H69ZM37 257H38V256H37ZM261 257H262V256H261ZM35 259H36V258H35ZM262 259H263V258H262ZM263 263H264V262H263ZM259 264H261V262H260Z\"/></svg>",
    "mask_w": 264,
    "mask_h": 264
},
{
    "label": "crops",
    "instance_id": "crops-1",
    "mask_svg": "<svg viewBox=\"0 0 264 264\" xmlns=\"http://www.w3.org/2000/svg\"><path fill=\"white\" fill-rule=\"evenodd\" d=\"M81 1H84V3H86V4H88V5H91V4H94L97 0H81ZM86 6H87V5H86ZM101 6H102V5H101ZM88 7H89V6H88ZM88 7H87V8H88ZM100 9H101V8H100ZM129 16L131 17V19H130V18H128V19H129L130 21H133V20H134L133 15L130 14ZM248 57H249V55H248ZM246 59H247V58H246ZM62 64H63V63H62ZM99 71H101V70H99ZM99 71H97L96 73H98ZM58 92H60V91H58ZM80 147H81V146H80ZM78 148H79V147H78ZM47 166H48V165H47ZM80 168H81V167L78 168L80 172L83 171L82 173H84V172L86 171V170H83L82 168H81V169H80ZM84 174H86V173H84ZM103 188H104V187H103ZM103 188H102V189H103ZM102 189H101V190H102ZM101 190H100V191H101Z\"/></svg>",
    "mask_w": 264,
    "mask_h": 264
}]
</instances>
